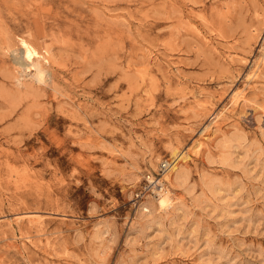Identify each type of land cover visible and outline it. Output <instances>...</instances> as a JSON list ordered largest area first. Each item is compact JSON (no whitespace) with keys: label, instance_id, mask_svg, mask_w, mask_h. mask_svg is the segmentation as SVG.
I'll list each match as a JSON object with an SVG mask.
<instances>
[{"label":"rangeland","instance_id":"1","mask_svg":"<svg viewBox=\"0 0 264 264\" xmlns=\"http://www.w3.org/2000/svg\"><path fill=\"white\" fill-rule=\"evenodd\" d=\"M0 264H264V0H0Z\"/></svg>","mask_w":264,"mask_h":264},{"label":"bare ground","instance_id":"2","mask_svg":"<svg viewBox=\"0 0 264 264\" xmlns=\"http://www.w3.org/2000/svg\"><path fill=\"white\" fill-rule=\"evenodd\" d=\"M21 48V57L23 58V60L20 61L21 64L33 70L32 76L36 80L42 81V79H44V70L40 64V54L25 40H21ZM221 117V111L215 113L212 120L202 127L200 133L201 137H207L211 126L218 125ZM200 143L201 139L198 140L197 145ZM171 154L174 159L170 161V168L163 172L160 179H154L153 182L155 185L152 188L153 192L147 193L141 200L136 201L135 207L139 215L149 213L151 210H156L158 213H165L171 209H176L177 203H181V200L175 197L174 191H176L177 184L183 183L189 178L187 169L182 165V163L186 161L188 155L181 150L176 151L174 149L171 150Z\"/></svg>","mask_w":264,"mask_h":264},{"label":"built area","instance_id":"3","mask_svg":"<svg viewBox=\"0 0 264 264\" xmlns=\"http://www.w3.org/2000/svg\"><path fill=\"white\" fill-rule=\"evenodd\" d=\"M170 161L171 160H165L163 162H160L159 167H158V172H157L158 177H151L149 179V176H147V180H146L145 184L135 194V197H136L137 200L141 199L145 194L153 192L152 188L155 185L154 182H153L154 179H160L161 175L163 174V172L167 171L170 168Z\"/></svg>","mask_w":264,"mask_h":264}]
</instances>
